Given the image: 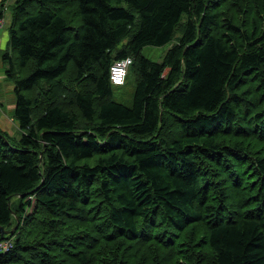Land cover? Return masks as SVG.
I'll list each match as a JSON object with an SVG mask.
<instances>
[{
  "label": "trees",
  "instance_id": "obj_1",
  "mask_svg": "<svg viewBox=\"0 0 264 264\" xmlns=\"http://www.w3.org/2000/svg\"><path fill=\"white\" fill-rule=\"evenodd\" d=\"M0 20L20 130L0 129V264H264V0H0Z\"/></svg>",
  "mask_w": 264,
  "mask_h": 264
},
{
  "label": "rangeland",
  "instance_id": "obj_2",
  "mask_svg": "<svg viewBox=\"0 0 264 264\" xmlns=\"http://www.w3.org/2000/svg\"><path fill=\"white\" fill-rule=\"evenodd\" d=\"M7 15L9 16L10 13L7 12ZM178 33L175 34V39L172 42L175 43L176 39L178 38ZM177 37V38H176ZM172 44H167V45H162V46H145L141 53L142 55L154 60V61H161L162 57L164 55V53L167 51V49H169V47ZM4 46V45H2ZM1 49V48H0ZM2 54H3V50H0V75L4 74V66H3V62H2ZM6 82H8L5 79ZM134 83L135 80L133 78V76L129 73L125 83L122 86H113V99L116 101H120L125 105L130 106L132 104V98H133V92H134ZM6 84L7 83H1L0 86H2V92L0 93L1 96H10L11 92L5 90L6 88ZM8 84H10L8 82ZM8 111H11L10 106H7V110L5 111L8 114ZM11 117L8 116H3L0 115V129L3 130H7V131H14L16 129L15 125H13V121L10 120ZM14 129V130H13ZM12 132H9V134L11 136H14L15 134H13ZM14 201V206L18 205L20 200L18 198H13ZM14 238H8L6 240L3 241V244H6L9 241H13Z\"/></svg>",
  "mask_w": 264,
  "mask_h": 264
},
{
  "label": "built area",
  "instance_id": "obj_3",
  "mask_svg": "<svg viewBox=\"0 0 264 264\" xmlns=\"http://www.w3.org/2000/svg\"><path fill=\"white\" fill-rule=\"evenodd\" d=\"M0 20V30L3 26V22ZM132 62L130 57L114 60L109 69V80L114 86H121L125 83V79L128 73V68ZM12 247V242L9 241L6 244L0 243V250L5 252Z\"/></svg>",
  "mask_w": 264,
  "mask_h": 264
},
{
  "label": "crops",
  "instance_id": "obj_4",
  "mask_svg": "<svg viewBox=\"0 0 264 264\" xmlns=\"http://www.w3.org/2000/svg\"><path fill=\"white\" fill-rule=\"evenodd\" d=\"M12 1V0H10ZM6 32H3V43L5 44L8 40V36L5 35ZM4 66V64H3ZM0 83H7L6 84V88L5 90L11 92V95L10 96H1L0 94V115L3 116H8V117H11L10 120L13 121V125H15L16 129L12 132V131H7V130H4V131H7L8 133L9 132H12L13 134L17 135L20 130L18 128V125L16 123V121L13 119L12 117V111L14 109V106H15V96H14V93H13V88H12V85L11 84H8V82L5 81V75L2 74L0 75ZM0 89L2 90V86H0ZM7 106H10V109L11 111H8V114L5 112L7 110ZM0 124H1V121H0ZM3 130V129H2Z\"/></svg>",
  "mask_w": 264,
  "mask_h": 264
},
{
  "label": "water",
  "instance_id": "obj_5",
  "mask_svg": "<svg viewBox=\"0 0 264 264\" xmlns=\"http://www.w3.org/2000/svg\"><path fill=\"white\" fill-rule=\"evenodd\" d=\"M18 224H16L13 228L9 229V230H6V229H3L2 227H0V233L1 235H4V234H11L15 231V229L17 228Z\"/></svg>",
  "mask_w": 264,
  "mask_h": 264
}]
</instances>
